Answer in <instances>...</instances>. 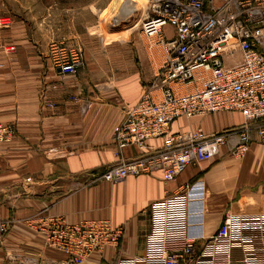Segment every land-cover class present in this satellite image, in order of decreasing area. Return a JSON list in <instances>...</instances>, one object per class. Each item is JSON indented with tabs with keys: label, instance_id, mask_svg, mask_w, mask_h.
Masks as SVG:
<instances>
[{
	"label": "crops",
	"instance_id": "0c3cea01",
	"mask_svg": "<svg viewBox=\"0 0 264 264\" xmlns=\"http://www.w3.org/2000/svg\"><path fill=\"white\" fill-rule=\"evenodd\" d=\"M32 39L17 21L0 27V123L14 132L11 142L0 146V264H63L66 257L47 244L45 221L53 218L67 224L106 219L123 228L117 246L84 264L140 257L150 204L184 185L189 188L188 233L199 245L228 213L264 215V144L254 134L242 156L224 146L218 157L187 167L171 183H164L159 172L116 184L96 180L117 162L113 129L154 81L164 50L159 44L152 53L148 48L142 63L116 64L126 72L116 67L119 73L103 79L101 65L90 60L83 44L82 66L62 79L51 63V46ZM153 94L159 98L158 91ZM242 124L237 113H218L179 119L171 130L199 127L209 135ZM149 145L159 147L160 141ZM139 153L130 147L120 157Z\"/></svg>",
	"mask_w": 264,
	"mask_h": 264
},
{
	"label": "built area",
	"instance_id": "2783aa9c",
	"mask_svg": "<svg viewBox=\"0 0 264 264\" xmlns=\"http://www.w3.org/2000/svg\"><path fill=\"white\" fill-rule=\"evenodd\" d=\"M9 25V17L0 18V27ZM140 31L162 46L165 58L140 101L113 129L117 162L96 180L116 184L159 172L164 183H171L187 167L218 157L224 146L240 157L253 134L264 144V0H156ZM50 59L62 79L75 75L83 64L79 49L63 44L51 46ZM218 113H237L243 124L209 135L199 127L171 130L179 119ZM13 134L11 125L0 123V146L10 143ZM156 140L159 147L149 145ZM130 147L138 156L121 159ZM188 194V186H180L150 204L144 254L119 264H264V215L228 213L199 245L188 233ZM45 222L47 244L66 257L63 264L101 258L124 233L106 219Z\"/></svg>",
	"mask_w": 264,
	"mask_h": 264
},
{
	"label": "rangeland",
	"instance_id": "374dc122",
	"mask_svg": "<svg viewBox=\"0 0 264 264\" xmlns=\"http://www.w3.org/2000/svg\"><path fill=\"white\" fill-rule=\"evenodd\" d=\"M153 1L0 0V18L9 17L10 25L19 22L28 40L32 37L38 45L64 43L67 49H79L83 58L84 44L90 60L101 65L99 72L105 79L121 71L116 64L137 66L148 48L151 52L159 46L140 31Z\"/></svg>",
	"mask_w": 264,
	"mask_h": 264
}]
</instances>
